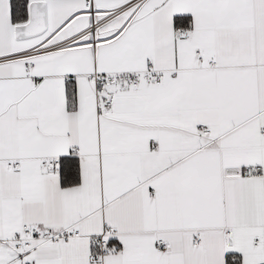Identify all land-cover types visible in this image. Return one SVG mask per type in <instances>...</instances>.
Instances as JSON below:
<instances>
[{
  "label": "snow or ice",
  "instance_id": "snow-or-ice-1",
  "mask_svg": "<svg viewBox=\"0 0 264 264\" xmlns=\"http://www.w3.org/2000/svg\"><path fill=\"white\" fill-rule=\"evenodd\" d=\"M0 264H264V0H0Z\"/></svg>",
  "mask_w": 264,
  "mask_h": 264
}]
</instances>
